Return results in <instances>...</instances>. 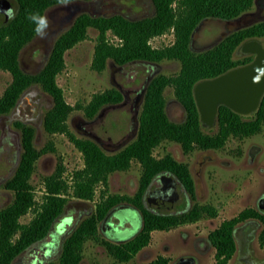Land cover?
I'll list each match as a JSON object with an SVG mask.
<instances>
[{"label": "trees", "instance_id": "trees-1", "mask_svg": "<svg viewBox=\"0 0 264 264\" xmlns=\"http://www.w3.org/2000/svg\"><path fill=\"white\" fill-rule=\"evenodd\" d=\"M15 14L0 22V70L9 71L12 81L0 97V115L10 112L26 89L38 84L53 99V105L44 115L43 125L48 133L68 134L83 152L86 165L75 172L74 196L93 200L96 185L106 182L111 172L128 169L133 160L143 168L140 186L134 196L109 195L96 205L95 212L85 217L63 242L58 262L50 264H80L84 244L89 239L101 241L120 261H128L149 245L154 230H169L181 224L197 221L203 217H215L218 209L212 205L196 203L188 209L171 212L151 209L145 195L151 182L161 174L175 175L187 192L196 197L195 181L187 163L172 155L156 157L154 149L165 139L181 143L184 152L196 146L203 149L221 148L231 136L244 137L260 132L264 128V95L259 108L250 115L241 114L227 105H220L217 115V130L205 132L194 95V87L203 79L218 76L236 66L250 62L253 55L235 59L237 47L252 37L264 38V20L233 30L211 47L196 51L191 47L192 35L205 18L233 19L250 9L255 0H152L155 12L142 18L132 19L122 13L92 15L82 12L72 25L55 41L45 65L37 72L25 71L20 62L22 49L35 37L36 25L27 19L28 14L46 16V10L58 4V0H15ZM90 27L99 30L93 67L102 71L109 59L118 64L134 60L149 63L163 59L181 62L176 75L159 73L148 82L139 115L137 137L115 153L106 152L91 138L78 137L68 129L67 120L73 106L66 100L63 88L57 81L65 67V53L88 36ZM173 29L175 41L167 46L154 47L151 38ZM111 31L119 38L111 42L107 33ZM172 85L176 96L184 105L187 115L184 121L172 120L166 110L164 90ZM123 93L109 88L96 93L85 112L92 117L106 104L122 101ZM20 129L22 152L6 188L14 192V199L0 208V264L12 260L34 242L44 238L53 222L60 216L70 200V184L62 175V167L46 177V193L42 203L35 198V189L30 181L35 163L46 147L35 145V127L23 120H15ZM50 148H53L50 145ZM133 204L142 214L143 226L133 237L123 241L101 239L99 224L117 204ZM38 206V207H37ZM35 208L36 215L27 223L21 217ZM250 218L259 219L263 227L259 242L264 246V210L246 207L231 218H225L209 233L216 248L217 264H229L237 245L235 229L240 222ZM136 264H171L166 255H159L149 262Z\"/></svg>", "mask_w": 264, "mask_h": 264}, {"label": "rangeland", "instance_id": "rangeland-1", "mask_svg": "<svg viewBox=\"0 0 264 264\" xmlns=\"http://www.w3.org/2000/svg\"><path fill=\"white\" fill-rule=\"evenodd\" d=\"M10 1L16 9V1ZM82 12L92 15L122 13L137 19L154 14L155 7L152 0H74L67 7L55 4L46 10L49 20L47 35L44 38L36 35L22 49V68L28 72L39 71L45 65L56 39ZM3 18L4 10H0V22ZM263 20L264 0H255L253 6L237 18H205L193 32L191 47L196 51L206 49L233 30ZM98 37L99 30L90 27L88 36L66 51L65 67L58 74L57 81L64 90L66 100L73 106L67 120L68 129L78 137L95 140L106 152L115 153L137 137L139 115L149 80L159 73L178 74L181 62L165 58L155 63L134 60L118 64L109 59L105 69L98 71L93 67ZM107 37L111 42H119V38L111 31L107 33ZM260 38L264 41L263 37ZM150 41L154 47L170 45L175 41L174 31L171 29ZM239 47L240 45L235 51V59L252 55L241 52ZM11 81V73L0 70V97ZM109 88L119 89L124 95L123 100L108 103L94 116H88L85 107L96 93ZM164 96L169 117L176 122L184 121L187 112L177 98L174 86H167ZM52 105V97L40 85L34 84L24 91L10 112L0 115V208L14 199V192L6 188L5 184L14 174L22 152L21 131L14 125L15 120L32 124L36 129V147L47 148L36 161L30 178L38 204L44 200L46 177L60 167L64 179L70 184V200L64 212L57 217L50 234L36 245L39 254L46 253L42 255V262L39 264L59 261L66 237L85 217L95 212L100 201L114 194L134 196L143 173L141 163L133 160L128 169L113 171L106 182L98 183L93 200L74 196V175L77 170L85 167V157L68 134H51L44 129V115ZM217 128V124L213 127L203 124L205 132H214ZM154 154L159 158L170 154L178 161L187 163L196 186V197L193 198L175 175L165 174L168 179H173L178 184L180 197L172 209L160 210L178 212L199 203L216 207L218 215L203 217L169 230H154L150 244L128 261L117 259L101 241L89 239L84 244L80 264H136L152 261L161 254L168 256L171 264H177L181 257L187 256H194L195 264H217L216 248L209 239L210 231L223 219L235 216L246 207L261 209L259 200L264 196V128L250 136H231L221 148L203 149L196 146L188 153L184 152L181 143L165 139L154 149ZM161 184L162 181L157 179L152 189L160 187ZM145 201L152 207L147 197ZM35 215L36 210L32 208L21 217V221L27 223ZM141 226L142 216L139 210L131 203L122 202L100 222L99 236L114 242L123 241L136 235ZM262 227L263 223L256 218L247 219L237 225V249L229 264H264V246L259 242ZM45 244L52 245L50 253L43 249ZM33 250L34 248H30L22 252L15 264H31Z\"/></svg>", "mask_w": 264, "mask_h": 264}, {"label": "water", "instance_id": "water-1", "mask_svg": "<svg viewBox=\"0 0 264 264\" xmlns=\"http://www.w3.org/2000/svg\"><path fill=\"white\" fill-rule=\"evenodd\" d=\"M5 6V7H3ZM4 8V18L8 21L15 10L10 0H0ZM240 51L254 54L252 61L236 66L226 72L200 80L194 87V95L202 122L210 127L217 123L219 106L224 104L241 114L255 112L264 95V41L252 37L240 44ZM180 197V189L154 190L149 194V202L154 208L172 209ZM264 207V196L260 199ZM194 256L181 257L177 264H195Z\"/></svg>", "mask_w": 264, "mask_h": 264}, {"label": "flooded vegetation", "instance_id": "flooded-vegetation-1", "mask_svg": "<svg viewBox=\"0 0 264 264\" xmlns=\"http://www.w3.org/2000/svg\"><path fill=\"white\" fill-rule=\"evenodd\" d=\"M11 2V4L14 6V3H12V1H10ZM3 7H5V6H3ZM0 10H4V8H0ZM15 11H16V9H14ZM95 16H98V15H95ZM253 55V58H254V54H252ZM253 60V59H252ZM251 60V61H252ZM259 108V107H258ZM254 113V112H253ZM250 114H252V113H250ZM250 114H245V115H250ZM217 123H218V119H217ZM216 123V124H217ZM204 124V123H203ZM157 179H159V180H161L162 181V184H161V186L160 187H157L156 189H152V186H153V184H154V182L157 180ZM179 180V179H178ZM177 183H176V181L175 180H173V179H168V177L165 175V174H161V175H159V176H157L152 182H151V184L149 185V187H148V190H147V192H146V195H145V200H146V197H147V200L149 199L148 197H149V194H150V192L151 191H154V190H164L165 188H169V189H173L174 187H177ZM263 197V196H262ZM261 197V198H262ZM260 198V199H261ZM148 202H149V200H148ZM118 205V204H117ZM117 205H115L108 213H107V215L105 216V218H107L108 217V215L116 208V206ZM259 205H260V208L261 209H263L264 210V207H261V202H260V200H259ZM136 208V207H135ZM151 209H153V210H156V211H159L160 209H162V208H154V207H150ZM160 211H164V210H160ZM168 211H171V212H175V211H172V210H168ZM140 212V211H139ZM141 213V212H140ZM141 216H142V214H141ZM105 218L103 219V220H105ZM102 220V221H103ZM56 221V220H55ZM54 221V222H55ZM54 222H53V224H52V226H51V228H50V230H49V232L47 233V235L46 236H48L49 234H50V232H51V229H52V227H53V225H54ZM142 226H143V218H142ZM142 226H141V228H142ZM141 230V229H140ZM139 230V231H140ZM138 231V232H139ZM46 236L44 237V238H46ZM44 238H42V239H40V240H38V241H36V242H34L33 244H31L29 247H27L25 250H23V251H21L13 260H12V262L10 263V264H15L16 263V260L20 257V255L22 254V252H24V251H27V250H29L30 248H34V250H33V253L31 254V256H32V258H33V262L31 263V264H39L40 262H42V259H41V257H42V255H45L46 253H40L39 254V250H37L36 248H37V244L38 243H40V242H42L43 240H44ZM43 249L44 250H46L47 252H51L52 251V245H50V244H45L44 245V247H43ZM45 251V252H46Z\"/></svg>", "mask_w": 264, "mask_h": 264}, {"label": "clouds", "instance_id": "clouds-1", "mask_svg": "<svg viewBox=\"0 0 264 264\" xmlns=\"http://www.w3.org/2000/svg\"><path fill=\"white\" fill-rule=\"evenodd\" d=\"M74 0H58V5L67 7L71 3H73ZM27 19L33 22L36 27H35V33L37 36L44 38L47 35L46 30L49 27V20L47 19L46 16H41L38 13H29L27 16ZM203 247V245H202Z\"/></svg>", "mask_w": 264, "mask_h": 264}]
</instances>
